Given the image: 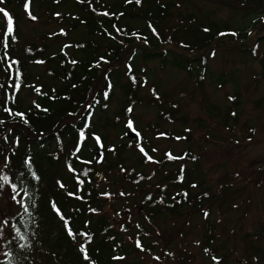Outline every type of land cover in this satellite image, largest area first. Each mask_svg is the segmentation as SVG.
<instances>
[{"label": "trees", "instance_id": "trees-1", "mask_svg": "<svg viewBox=\"0 0 264 264\" xmlns=\"http://www.w3.org/2000/svg\"><path fill=\"white\" fill-rule=\"evenodd\" d=\"M32 2L50 18H61L69 32L79 30L78 40L68 41L69 53L54 40L66 35L64 29L55 38L42 36L47 44L24 39L21 8L31 9ZM248 2L252 9L246 21L231 28L202 25L193 11L167 24L165 16L184 6L183 0L178 5L175 0H0V9L13 21L9 33L7 17L0 13V264H145L142 254L164 263L167 258H161L160 247L153 245L154 233L161 230L159 220H175L186 211L199 214L204 207L209 219L199 240L201 255L221 264L216 237L224 231L216 234L218 228L209 220L219 197L226 195L228 204L234 201L228 193L232 186L222 183L213 195L199 180V156L190 160L186 155L188 160L180 164L164 151L156 157L144 137L139 144L132 142L143 154L136 150L139 156L126 162V143L114 153L108 150L112 120L105 119L106 134H97L102 128L93 116L97 106L111 101L112 89L120 90L126 102L115 116L122 119L127 108L133 110L130 104L141 102L137 92L152 71L147 70L150 62L182 71L199 83L213 79L207 66L213 54L196 51L213 43L219 32L244 40L253 20L261 23L260 16L264 34L263 0ZM133 20H143L139 29ZM213 80L221 87L234 84L235 96L240 97L232 77ZM225 115L226 123L230 116ZM118 132L123 136L122 126ZM96 135L103 147L100 163ZM146 165L156 167L151 176L143 172ZM115 172L127 173L119 177L120 191L114 182L98 184V174L107 180ZM115 199L124 203L112 206L108 214L107 206ZM247 243L248 255L242 252L237 262L264 264V226L253 230ZM190 260L191 255L183 254L178 264H191Z\"/></svg>", "mask_w": 264, "mask_h": 264}, {"label": "rangeland", "instance_id": "rangeland-1", "mask_svg": "<svg viewBox=\"0 0 264 264\" xmlns=\"http://www.w3.org/2000/svg\"><path fill=\"white\" fill-rule=\"evenodd\" d=\"M183 1L184 6L173 8L171 17L165 16L169 20L167 24L174 23L176 15L182 16L193 11L202 25L213 23L222 27L228 24L231 28H237L238 24L246 21L248 11L252 9L249 7V0ZM175 2L179 4V0ZM241 3L245 5L241 6ZM21 14L20 28L26 41L47 44V40L41 39L42 36L48 34L55 38L60 28L67 30L61 18H50L49 13L33 6V2L31 10L22 11L21 8ZM260 19L262 23L261 16ZM142 21L133 20L132 23L138 28ZM261 23L256 21L254 24L253 20V25L246 29L248 34L246 33L247 38L244 40L237 42L234 36L220 35L219 32L213 43H208L196 51L204 55L213 54L207 58L212 78L232 77L238 86L239 98L235 96L234 84L221 87L217 86L215 80L208 78L199 83L182 71L173 68L162 69L157 62H150L147 64V70L152 71L146 86L137 92V99L141 102L137 105L131 103L133 113L126 117L134 120L146 142L151 141L152 144L147 148L153 146L156 157L163 151H171L174 156H179L190 147L189 150L200 157L199 180L210 186L213 195L218 192L222 183L232 186L233 194L231 191L228 193L231 195L229 198L235 197L234 201L228 204L226 195L219 197L212 208L215 216L211 215L209 220L218 228L216 234L224 231L216 237V256L223 257L221 264H240L237 260L241 253L248 255L247 241L252 238L253 230L264 226V40L258 41V38L264 35L261 32ZM78 32L79 30H67L65 36H59L60 40H54L58 46H62L65 42L75 41ZM175 36L178 37V33ZM48 45L55 47L50 43ZM70 49L65 51L69 53ZM132 83L135 84L136 81ZM112 95L110 103L104 107L105 110L99 107L93 118H99L97 123L102 128L98 129L97 134L105 132L103 125L106 118L112 120L111 129L107 131L106 144L117 148L124 142L118 131L125 117L120 119L115 114L126 102L120 90L112 89ZM237 100L240 101L239 105ZM156 103L162 106L157 107ZM225 113L230 116L226 123ZM63 122L65 120H62L58 127ZM163 133L168 135L169 139L155 138ZM175 137H180V141H175ZM126 144L125 160L129 163L139 155L135 146L127 142ZM153 169H156L155 165H146L143 172L151 176ZM121 176L127 177V173L115 172L109 175L107 180L103 179L101 185L114 182L120 190ZM195 190H198V186ZM120 205L114 200L107 206L108 214L112 206ZM234 205L240 207L235 208ZM202 210L199 214L186 211L183 217L175 220H170L172 217L169 216L159 220L158 228L161 230L154 233L153 238L157 243L153 245L160 247L158 253L161 258L167 260L157 263L150 255L141 253L144 263L178 264L181 255L189 254L191 264H212L213 259H205L201 255L203 244L199 240L202 239L204 229L208 225L207 218L209 219L206 207ZM136 214L137 212L134 217Z\"/></svg>", "mask_w": 264, "mask_h": 264}, {"label": "snow or ice", "instance_id": "snow-or-ice-1", "mask_svg": "<svg viewBox=\"0 0 264 264\" xmlns=\"http://www.w3.org/2000/svg\"><path fill=\"white\" fill-rule=\"evenodd\" d=\"M0 13H2L4 17H7V31L9 33H11L12 30H13V27H12V25H13L12 18L9 16V14L4 9H0ZM69 235H72L71 229H69ZM81 251H84L83 247L81 248Z\"/></svg>", "mask_w": 264, "mask_h": 264}, {"label": "water", "instance_id": "water-1", "mask_svg": "<svg viewBox=\"0 0 264 264\" xmlns=\"http://www.w3.org/2000/svg\"><path fill=\"white\" fill-rule=\"evenodd\" d=\"M127 137H129L131 139H133V138L139 139V135L136 132H134L131 127L128 128Z\"/></svg>", "mask_w": 264, "mask_h": 264}]
</instances>
